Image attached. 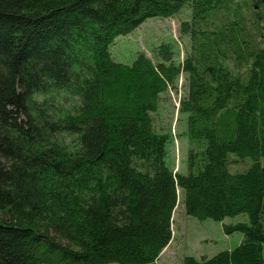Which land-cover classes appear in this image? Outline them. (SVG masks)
Segmentation results:
<instances>
[{"label": "trees", "instance_id": "16d2710c", "mask_svg": "<svg viewBox=\"0 0 264 264\" xmlns=\"http://www.w3.org/2000/svg\"><path fill=\"white\" fill-rule=\"evenodd\" d=\"M186 6L181 62L165 43L113 60L116 38ZM260 23L234 0H0V264H159L179 202L248 220L222 225L232 250L181 264H264ZM180 76L185 173L152 117Z\"/></svg>", "mask_w": 264, "mask_h": 264}, {"label": "rangeland", "instance_id": "374dc122", "mask_svg": "<svg viewBox=\"0 0 264 264\" xmlns=\"http://www.w3.org/2000/svg\"><path fill=\"white\" fill-rule=\"evenodd\" d=\"M242 8L243 12L252 19L259 20L261 33L259 37L264 41V0H251L254 11L244 4V0H234ZM189 8L186 6L174 17L151 18L140 27L127 34L118 37L110 47V52L115 62L129 64L135 54L144 53L155 61L154 53L161 44H168L175 53L174 61L181 62L185 53V39L179 34V25L189 18ZM182 76L177 83L178 93L170 90L161 96L159 108L152 114L156 129H162L171 133V140L167 145L166 161L174 169V172H186V158L188 139L185 136L184 116L177 113L178 97L182 93ZM247 165L246 161H237L231 164L232 171L241 170ZM245 215H238L216 222L210 219L198 220L188 217L184 213L180 202L175 207L172 215V238L167 247L161 252L159 264H181L183 257L192 256L201 258L210 257L224 250H232L242 241V234L233 233L226 235L222 225L247 223ZM264 259V244L262 246Z\"/></svg>", "mask_w": 264, "mask_h": 264}]
</instances>
